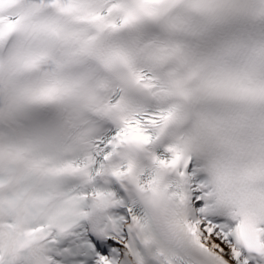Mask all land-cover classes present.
I'll use <instances>...</instances> for the list:
<instances>
[{"label":"snow or ice","instance_id":"snow-or-ice-1","mask_svg":"<svg viewBox=\"0 0 264 264\" xmlns=\"http://www.w3.org/2000/svg\"><path fill=\"white\" fill-rule=\"evenodd\" d=\"M0 264H264V0H0Z\"/></svg>","mask_w":264,"mask_h":264}]
</instances>
